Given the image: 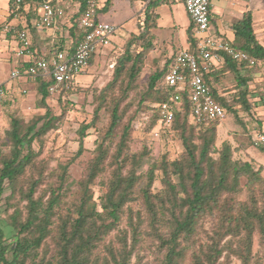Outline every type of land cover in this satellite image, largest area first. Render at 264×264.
<instances>
[{"label": "trees", "instance_id": "1", "mask_svg": "<svg viewBox=\"0 0 264 264\" xmlns=\"http://www.w3.org/2000/svg\"><path fill=\"white\" fill-rule=\"evenodd\" d=\"M28 1L37 12L39 0H26L24 4ZM161 4V0L147 2L139 20L140 32L131 33L124 51L117 56L112 79L94 93L93 116L79 128L80 143L74 158L46 173L44 163L38 161L41 149L34 147V142L41 140L66 113L57 115L48 105L54 82L51 76L35 80V89L41 95L38 106L45 109L44 113L30 121L17 113L10 115L5 132L9 151H0V206L4 202L7 209H12L7 222L14 233L9 242L0 226V264H131L136 245L143 238H151L161 254L157 264H230L232 255L241 264H264V165L249 155L236 157L246 148L245 140H239L236 146L229 140L218 145L221 119H192L188 92L175 91L166 83L177 53L172 57L167 51L160 54L163 65L141 84L137 107L128 117L133 103L126 101L139 86L147 53L156 48L152 29L159 15L154 9ZM71 21L66 29L72 40L70 48L75 50L84 33L77 27L76 15ZM233 28V46L253 58V66L264 60V47L255 35L251 14L247 13ZM64 33L65 30L53 37L48 49L37 52L32 40L31 50L36 56H51L66 49ZM188 37L190 50L195 51L193 24L188 28ZM225 58L223 66L205 74V79L226 115L234 112L238 120V108H252L249 79L239 73V66L248 62L229 55ZM93 60L94 57L90 65ZM227 73L237 79L231 100L219 95L215 87ZM77 90L64 87L60 95L71 104L70 96ZM175 93L180 100L175 106L172 129L181 138L184 151L179 159L169 160L164 155L145 172H139L146 152L133 153L130 148L132 122L147 102L169 101ZM16 98H10L9 104ZM103 109L108 110V124L100 132L98 149L93 151L83 177L76 183L78 189L72 194L69 167L84 153L87 131L97 126ZM158 120L157 113L153 124ZM29 171L32 173L27 177ZM157 171L163 174V187L154 191ZM43 185L45 188L40 189ZM95 185L100 186L101 209L94 203ZM7 186L9 195L5 193ZM124 220L126 228L122 229ZM114 230L118 231L117 239L106 243ZM256 235L262 253L254 262ZM49 239L54 243L53 252Z\"/></svg>", "mask_w": 264, "mask_h": 264}, {"label": "rangeland", "instance_id": "2", "mask_svg": "<svg viewBox=\"0 0 264 264\" xmlns=\"http://www.w3.org/2000/svg\"><path fill=\"white\" fill-rule=\"evenodd\" d=\"M184 7L186 17L189 20V26H191V24H193L192 19L186 6ZM139 18L141 19V17ZM139 29L138 25L137 33L140 32ZM127 32L128 29L118 27L116 33L111 39L113 42L112 45L110 47L100 48V51L94 55V60L89 69L77 77L79 87L78 90L70 96L71 104L66 103L68 100L60 95V91L52 94L51 98L48 99V105L55 114L59 115L63 111H66V113L63 119L58 122L55 127L43 135L41 140L34 142L35 149H41V155L39 156L38 161L39 163H44L46 173H49L52 169L57 167L59 163L67 162L75 157L80 143L79 128L83 123H87L92 119L95 107L94 93L100 91L112 79L117 56L124 51L125 45L131 37V34L129 35ZM2 43L5 47L9 48L11 59L6 61L3 60V72L0 75V86H3L5 89H8L11 86L18 87L19 83L24 79L23 76H12V72L21 66L22 61V58L17 55L16 51L18 45L16 42L10 43L5 36H3ZM189 48L190 47L186 49L190 50ZM162 52L163 51H160V49L158 50V48H155L147 53L148 55L145 60L146 65L143 75L138 81L139 86L130 93V98L126 101L133 103L128 111V117L134 114V110L137 107L139 96L143 89L141 84L145 83L149 75L156 68L163 65V58L162 55H160ZM236 85L237 79L234 74L227 73L220 78L217 84H215V87L218 90L219 95H227L226 98L231 100L235 93ZM255 86L256 85L253 87ZM257 94L250 96L252 104L258 100ZM40 97L41 95L37 92V89L31 88L30 91L28 90V93H24L23 95L18 94L17 98L10 104L8 101L1 103L3 109V121L0 124V151H9V147L6 144L5 132L9 128L10 115L17 113L25 121H30L35 115L44 113L45 109L38 106V100ZM157 103L158 102H147L146 108L141 110L132 122L133 131L130 138V148L133 153L146 152L141 164L142 166L139 168V172H145L152 162L160 160L164 155H166L169 160L179 159L184 151L182 140L172 127L160 128L157 123L153 124V119L157 116V108L155 106ZM253 108L256 107L253 106ZM238 110L240 119L237 120L234 112L228 113L226 117L222 119L221 124L218 127V145L221 146L224 140H229L234 146H236L239 142V138H246V151H248L252 155V158L257 162L264 164V150L260 147L254 146L251 140L252 137L248 136L256 130H260L261 127L257 123V120L252 116V112L241 108H238ZM239 120L244 122V124H241ZM108 121V110L103 109L101 112V119L97 126L87 131L84 139L86 148L84 153L80 157L75 158L69 167L72 194H75L78 189L76 183L83 177L86 165L89 159L93 156V151L98 149L100 132L105 129ZM235 155L236 157L246 156L245 151L241 154L237 153ZM31 173L32 171H29L27 177H30ZM105 176H107V174H105ZM162 176V172L157 171V179L153 187L154 191L162 189ZM43 188H45V185L40 189ZM94 190V203H96L97 207L101 209L100 186L95 185ZM5 193L7 195L10 194L8 186L6 187ZM138 208V206H135V209ZM11 212L12 209H7V205L3 202L0 206V226L4 230L5 236L9 242L13 241L12 235L14 233L13 228L7 222V216ZM121 228H126V220H124ZM117 233L118 231L114 230L106 238L105 242L109 243L110 241L117 239ZM129 238L131 240V237ZM48 244L53 252L54 243L51 239L48 240ZM115 245L118 247L119 243L115 241ZM261 253L262 250L259 243V236L256 235L254 239L253 254L256 255L257 259H255L254 262L260 259ZM258 254L259 256H257ZM161 257V254L156 249L151 238H143L136 245L131 264H157ZM230 264H241V261L232 255L230 258Z\"/></svg>", "mask_w": 264, "mask_h": 264}, {"label": "built area", "instance_id": "3", "mask_svg": "<svg viewBox=\"0 0 264 264\" xmlns=\"http://www.w3.org/2000/svg\"><path fill=\"white\" fill-rule=\"evenodd\" d=\"M26 0H13L11 12L19 17ZM216 0H185L186 9L194 25L197 38L195 51L183 49L176 54L175 63L166 75V83L175 91H187L192 106L193 120L224 119L226 109L216 101L205 74L214 71L225 63L226 55L239 61H247L249 66L255 60L246 52L236 49L232 42L225 40L211 31V14ZM40 16L37 24L45 29H51L55 34L63 33V18L68 13L77 16V27L84 36L75 50L66 47L54 52L51 56H36L23 69L12 72L13 77L27 76L33 79L51 76L54 80L50 92L55 94L67 88L77 90V77L90 67V61L102 47L112 45V37L118 27L98 18L101 0H39ZM84 9V10H83ZM72 19V18H71ZM70 19V21H71ZM15 27L6 26L11 32ZM16 37L19 42L18 56L33 53L31 50L32 37L25 26L17 29ZM7 90L0 86V99L6 97ZM180 95L175 93L169 101L157 103L159 115L158 126L171 128L175 117V106H178ZM252 142L256 147H264V130L252 133Z\"/></svg>", "mask_w": 264, "mask_h": 264}, {"label": "crops", "instance_id": "4", "mask_svg": "<svg viewBox=\"0 0 264 264\" xmlns=\"http://www.w3.org/2000/svg\"><path fill=\"white\" fill-rule=\"evenodd\" d=\"M12 1L13 0H0V75L3 72V60L6 61L11 59L9 48L5 47L2 43L3 36H5L10 43H17V51L19 48V42L16 37L17 29L26 26L37 47L34 50L37 52V49H48L51 45L52 38L62 35V33L55 34L53 30L45 29L37 24L40 11H34V7H32L30 1L25 3V7L19 17L14 16L11 12ZM148 1L150 0H101L98 18L110 22L117 27L128 29L127 34L129 35L131 33H137L140 20L139 17L143 16ZM161 1L162 4L154 10L159 17L157 19V26L152 29V31L155 35L156 48H158V50L160 49V51H167L168 56L172 57L174 53L191 47L188 37V28L190 27L189 20L185 13V0ZM247 13L251 14L255 35L259 43L264 47V0H216L211 14V31L215 32L221 38L233 42L236 38L233 26L235 23L242 20ZM71 18H73L71 13H68V15L63 18V31L65 30L64 34L67 47H70L72 41L66 29V26L72 25V21H70ZM9 25L15 27L11 32L6 30V26ZM33 54L34 52L19 56L22 58L19 69L27 67L34 56ZM222 66L223 64L219 68ZM239 73L249 79L250 96H254V94L258 93V100L253 103L254 105L252 104L250 112H252V116L261 127L260 130H264V60L259 61L256 66H239ZM23 77L24 79L19 83L18 87L11 86L6 89V97L2 98L0 101V124L3 121L1 103L7 101L9 103L10 98L17 97L22 91L28 93V90L30 91L31 88L35 89V81L30 77ZM254 85L256 86L253 87ZM253 106L256 108H253ZM249 135L251 136L252 133ZM245 139L246 138H239L241 141ZM243 151H245V157L249 155L252 158V155L246 151V148L243 149L241 153Z\"/></svg>", "mask_w": 264, "mask_h": 264}]
</instances>
